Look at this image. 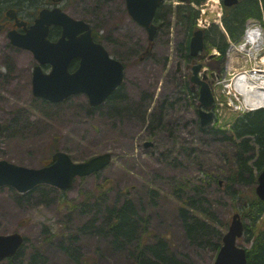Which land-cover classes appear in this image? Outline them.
Masks as SVG:
<instances>
[{
	"label": "rangeland",
	"instance_id": "obj_1",
	"mask_svg": "<svg viewBox=\"0 0 264 264\" xmlns=\"http://www.w3.org/2000/svg\"><path fill=\"white\" fill-rule=\"evenodd\" d=\"M174 1L166 0L163 7L172 4L175 8ZM210 1L211 12L222 14L215 0ZM62 9L75 19L87 21L110 54L123 59L127 67L125 82L112 102L98 108L92 109L84 94L51 105L33 96V58L26 52L19 59L16 56L19 63L11 83L0 82V122L6 126L0 138V160L42 168L59 151L78 163L103 154H111L113 160L98 174L78 179L65 196L42 187L25 195L9 187L0 188V235L19 233L28 238L22 249L25 255L13 264H28L37 250L41 264H92L95 257L98 264H135L130 256L132 247L113 253L110 239L88 230L96 214V209L88 206L104 191H109V204L132 199L138 208L143 207L149 228L156 236L175 243L179 260L214 264L216 245L228 232L232 216L243 213L249 195L256 196V186L246 181L248 175L228 181L234 167L232 148L222 133L215 138L212 128L230 130L239 116L251 111L232 85L241 73L264 71V36L258 47H242L244 39L229 44L223 73L217 69V58L204 60L214 88L218 125H206L203 128L208 132H203L199 87L194 88L193 95L189 92L194 87L190 80L194 62L186 67L178 51L184 43V31L169 8L160 15L163 26L149 53L147 31L130 17L124 0H66ZM211 18L207 15L206 20ZM215 19L217 29L224 32L222 17ZM262 24L250 20L246 30L260 28L264 33ZM199 25L204 26L202 17ZM212 52L217 51L210 48ZM0 71L4 76L7 69L1 67ZM146 143L153 145L146 147ZM228 184L240 194L239 199H233L227 191ZM175 190L180 198H206L202 208L209 214L200 216L208 220L211 234L192 239L186 236ZM64 200L82 207L70 209L62 203ZM98 210L101 221L104 207ZM74 235L79 237L67 244ZM60 240L65 242L63 249ZM238 245L251 247L247 234ZM69 247L77 249V259L66 252ZM1 264L11 263L6 260Z\"/></svg>",
	"mask_w": 264,
	"mask_h": 264
},
{
	"label": "water",
	"instance_id": "obj_2",
	"mask_svg": "<svg viewBox=\"0 0 264 264\" xmlns=\"http://www.w3.org/2000/svg\"><path fill=\"white\" fill-rule=\"evenodd\" d=\"M129 14L147 28L150 41L154 39L157 27L152 25L156 9L161 0H126ZM239 0H225L228 7L237 5ZM206 8V6L204 7ZM61 26L63 36L57 43L48 40L49 28ZM41 28V38H36V31ZM29 37H13V43L31 50L42 64H51L53 71L46 75L40 68L34 73V92L52 102H60L75 93L85 92L91 104L98 106L108 99L124 81L125 66L110 57L100 44L93 41L89 25L76 21L60 9L44 10L41 18L32 28ZM39 43V44H38ZM191 54L198 57L204 49V30H197L190 44ZM74 59L80 60L78 70L70 74L69 66ZM203 65L194 68L192 82L200 85V115L202 126L213 120V112L205 109L214 104L213 89L207 83V75L199 77ZM0 124V132H1ZM151 144H146L150 146ZM111 155L94 157L85 163H74L63 152L53 156V163L41 169H31L0 161V187L10 186L25 193L41 184H48L60 190H69L76 177H86L103 170L111 162ZM257 196L264 201V171L258 178ZM244 235V223L239 213L232 217L228 233L223 238V246L215 264H248L247 252L237 246V240ZM24 244L20 234L0 236V263L15 256Z\"/></svg>",
	"mask_w": 264,
	"mask_h": 264
},
{
	"label": "trees",
	"instance_id": "obj_3",
	"mask_svg": "<svg viewBox=\"0 0 264 264\" xmlns=\"http://www.w3.org/2000/svg\"><path fill=\"white\" fill-rule=\"evenodd\" d=\"M19 1V0H18ZM32 1V0H31ZM191 2L201 5L206 0H190ZM43 1L41 2V4ZM180 23L185 27L184 44L181 46L186 47V53L182 56L187 63L193 61L189 53V42L196 27L197 20L200 12L193 8L191 5L178 7ZM264 18V0H241V3L233 8L225 9L224 26L228 33L229 38L233 42H238L244 35L246 23L249 19L263 20ZM216 26L208 29L205 33V48L209 53L210 48H216L220 55L217 59L220 61L218 69L223 71L226 52L229 46L226 36L218 30ZM189 92L193 91L190 88ZM112 97L111 101L113 100ZM203 132L207 128L201 127ZM224 135L228 140V147L232 148V156L234 157V167L230 171L232 174L229 176V182H236L243 179L244 175H248L246 181L251 185L256 186L258 175L264 170V109L256 112H248L240 116L230 130H217L212 128V134L217 138L220 134ZM225 133V134H224ZM229 185V184H228ZM46 188L57 191L49 186H38L37 188ZM229 185L227 191L233 196V199H239L232 187ZM34 189V190H35ZM181 191V189H180ZM109 191L101 192L96 198L94 204L88 206L95 208V217L91 220V225L88 230H93L95 234L100 237L110 239V250L114 252H122L126 249H131V258L135 264H187L178 259L175 253V243L171 239L166 242L163 237L155 235L148 225V219L143 215L145 209L138 208L132 199H124L122 203L109 204L108 197ZM63 196L66 192L59 191ZM29 194V193H28ZM174 194L179 197L178 199V215L181 216L185 234L188 238L192 239L197 234L198 236H206L211 234L210 225L208 220L201 217L200 213L207 216L209 212L203 207L202 202L206 198H201L196 201L193 197L189 199L180 198L178 191ZM63 204L68 205L70 209H76L78 206L74 202L64 200ZM100 207H104L103 218L100 221L99 215ZM243 220L249 223L245 224L246 234L248 240L251 241V247L247 248L248 264H264V201H261L254 194H250L247 201L244 203L243 213L241 214ZM212 219V218H211ZM79 236L74 235L71 240H76ZM159 237V238H158ZM66 238V236H62ZM155 238V241H154ZM210 241V240H208ZM222 241V238L220 242ZM28 243V238H25V243ZM64 241L60 240V246L64 248ZM212 244V241L210 242ZM215 245V244H214ZM217 251L220 249V244L216 245ZM23 249V248H22ZM20 250L19 254L8 262L13 264L18 261L25 253ZM71 257L77 259V249L69 247L65 249ZM72 250V252H71ZM164 251L163 253L161 251ZM82 260V258H81ZM23 264V263H21ZM28 264H41V253L37 250L32 257L28 260ZM92 264H98L96 257L93 259Z\"/></svg>",
	"mask_w": 264,
	"mask_h": 264
},
{
	"label": "flooded vegetation",
	"instance_id": "obj_4",
	"mask_svg": "<svg viewBox=\"0 0 264 264\" xmlns=\"http://www.w3.org/2000/svg\"><path fill=\"white\" fill-rule=\"evenodd\" d=\"M65 1L66 0H43V3L41 4V0H0V55H2L3 58V60L0 61V69L1 67L7 69V72L4 73V76H2V72L0 71V82H6L7 84L11 83V78L13 77V70L16 68L15 66H17L19 63V56L22 53L26 52L34 60L33 69L31 70L32 93L34 96L35 92L33 86V79L36 69L40 68L42 72L46 74L51 71L52 67L49 64L41 66V63L35 59L34 54L31 51L24 48L22 49L21 47L13 43V37H15V39H18L19 37H29L31 35L30 32L32 28L36 26L37 21L41 18V11H43L44 9L51 10L55 7L61 8ZM180 27L185 32V27L183 25ZM61 37L62 28L60 26H52L49 28L48 39L51 43L58 42ZM36 38H41V28L36 31ZM181 45L179 46L180 49L178 51L180 52V54L182 53L183 55H185L186 47L183 48ZM189 53L191 58H196L191 54L190 42ZM13 55H15V57ZM16 56L18 59L16 58ZM79 62V59H74L71 62L69 66L70 74L76 72V70L79 68ZM190 62L195 61L193 60ZM5 78H7V81L4 80ZM25 116L26 114L24 115V117ZM0 124L2 125V130L0 132L1 138L2 134L6 130V126L3 125L1 122Z\"/></svg>",
	"mask_w": 264,
	"mask_h": 264
},
{
	"label": "bare ground",
	"instance_id": "obj_5",
	"mask_svg": "<svg viewBox=\"0 0 264 264\" xmlns=\"http://www.w3.org/2000/svg\"><path fill=\"white\" fill-rule=\"evenodd\" d=\"M214 4L218 6L217 0L214 1ZM42 12L43 11H41V13ZM263 36L264 33L262 29H250L244 38L245 43L242 47L246 48L248 45L259 46V41ZM261 73L264 74V71L254 70L251 73H241L234 79L232 86L243 98L245 106L249 109H256L264 106V75ZM163 240L166 242L168 238L163 237ZM161 252L163 253L164 251L162 250Z\"/></svg>",
	"mask_w": 264,
	"mask_h": 264
}]
</instances>
